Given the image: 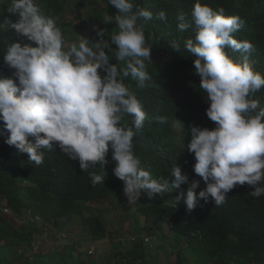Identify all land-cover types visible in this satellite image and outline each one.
<instances>
[{"label":"clouds","instance_id":"9594fccd","mask_svg":"<svg viewBox=\"0 0 264 264\" xmlns=\"http://www.w3.org/2000/svg\"><path fill=\"white\" fill-rule=\"evenodd\" d=\"M108 2L117 10L118 31L111 41L103 39V29L93 26L101 39L81 36L68 44L66 28L62 33L56 18L46 15L37 0H11L8 11L19 19L13 23L5 18L0 27L8 25L36 46L11 42L3 55L4 63L14 70L11 77L0 76V121L9 133L5 143L26 153L37 166L43 163V150L50 151L55 144L79 162L82 172L98 164L105 169L111 150L113 174L123 182L124 195L133 204L142 195L163 198L179 190L176 204L182 199L191 212L209 197L216 206L222 205L228 192L245 184L254 189L251 197L264 195V108L250 98L264 87V75L254 70L247 57L237 61L226 52L228 48L248 55L253 51L251 42L238 41L233 35L245 21L239 15L226 16L223 7L214 10L200 0L194 4L191 15L196 33L194 39L185 40L184 48L196 57L195 74L209 101L206 115L215 127L188 129L191 140L186 148L194 154V172L206 188L197 194L199 181H192L185 195L181 186L189 177L178 165L171 171L174 179L155 178L141 167L133 151L134 137L143 129L147 113L124 81L131 78L142 87L152 80L145 63L151 61L152 46L147 44L143 22L151 20L153 13L136 0ZM73 15L65 20L73 23L69 30L80 28L75 25L79 17L72 19ZM156 18L165 20V12L161 10ZM112 19L105 17L109 23ZM179 21L178 30H188L183 14ZM112 45L115 60L123 67L111 62ZM171 47L179 51L180 43L174 40ZM125 115L132 117L131 126L121 124ZM155 119L168 122L166 116ZM173 127L183 131L178 124ZM90 177L92 186L105 181L101 174ZM138 238L142 237L134 235L130 241ZM142 239L144 243L148 237Z\"/></svg>","mask_w":264,"mask_h":264},{"label":"trees","instance_id":"16d2710c","mask_svg":"<svg viewBox=\"0 0 264 264\" xmlns=\"http://www.w3.org/2000/svg\"><path fill=\"white\" fill-rule=\"evenodd\" d=\"M99 2H104L105 6H96L86 15H75L79 17L75 25L88 30L91 41L101 39L93 27L97 26L104 30L103 39L110 42L112 34L118 31L114 20L117 10L108 0ZM196 2L136 0L138 5L153 13L151 20L142 21L147 44L154 50L151 61L145 62L152 80L146 81L142 87L131 78L124 81L143 103L147 113L143 129L133 140V151L140 159L141 167L155 178L171 180L174 179L171 171L178 165L182 174L189 177L188 183L181 186L185 195L192 181H199V187L195 189L197 194L206 188V183L194 172V154L186 148L191 140L188 129L192 126L215 127L206 115L209 101L199 86V76L195 74L193 62L196 57L184 48L185 40L195 37L196 28L191 13ZM200 2L214 10L223 7L226 16L239 15L245 21L233 35L238 41L251 42L253 51L248 55L228 48L226 52L237 61L247 57L254 70L264 75V0ZM37 3L46 15L56 18L62 33L65 28H73V23L60 20L71 16L77 3L72 4L71 0H37ZM10 7L11 0H0V22L5 18L13 23L18 21V15L8 11ZM161 10L166 14L165 20L156 18ZM181 14L190 24L183 32L177 28ZM108 16L113 17L110 23L105 21ZM174 40L180 43L179 51L171 47ZM11 42L36 46L8 25L0 27V76L11 77L14 71L3 61ZM112 47L113 53L109 54L111 62L123 67L115 60V45ZM250 98L264 108V87ZM158 115L168 117V122L159 123L155 119ZM131 120V116L125 115L121 124L131 126ZM174 124L180 125L183 131L178 133ZM8 135L4 122L0 121V201H5V212L0 208V264H149L141 246L142 238H138L132 247L124 246L121 241L112 242L110 251L97 252L94 256L77 251L75 248L78 247L73 245L52 248L40 244L31 253L26 252L33 247L32 237L40 232L32 222L36 216L43 224L55 227L61 218L81 215L85 209L107 200L122 205V211L130 210L137 220L143 218L144 229L148 230V223H152L157 231H162V226L166 225L178 234H174L176 239L184 237L183 242L190 248L195 264H264V195L251 197L249 193L254 190L251 186L237 185L227 193L225 202L220 206H216L211 197L207 203L200 200L191 212L182 199L176 204L179 190L169 191L163 198L157 196L150 199L142 195L133 204L124 195L123 182L113 174L115 165L111 150L105 169L98 164L82 172L79 162L69 159L54 144L52 150H43V163L37 166L28 160L26 153H20L14 146L5 143ZM91 173L103 175L104 183L92 186ZM85 222L93 240L100 241L111 235L99 216L89 214ZM168 264H185L181 250H176L175 260Z\"/></svg>","mask_w":264,"mask_h":264},{"label":"rangeland","instance_id":"374dc122","mask_svg":"<svg viewBox=\"0 0 264 264\" xmlns=\"http://www.w3.org/2000/svg\"><path fill=\"white\" fill-rule=\"evenodd\" d=\"M99 1L71 0L72 4H78V6L74 7L75 14H72V19L78 18L75 15L79 13L80 15L88 14L90 9L96 7V5L105 6L104 2L100 3ZM71 16H67V19ZM64 20H66L65 17L60 21ZM64 32L67 37V43L70 44L78 41L81 36L88 37L91 40L89 32L83 28H75V30L66 28ZM153 52L154 50L151 49V53ZM103 202L97 206L89 207V210L85 209L81 215H73L66 219L61 218L55 227L50 224H43L40 217L38 220H35L36 217L33 218L32 222L39 227L40 232L32 237L33 247L26 252L31 253V250L36 249L40 244L50 245L52 248L73 245L74 247H78V249L75 248L77 251L83 254H89L88 252L91 251L89 255L94 256L97 252L110 251L112 242L121 241L124 246L132 247L133 242L130 241V238L137 235L142 238L144 237V240L148 237V240H145L146 242L142 243L141 246H143V253L149 264H168V262H173L176 250H181L183 257H185V264H195L193 260L194 256L190 253V248L183 242L184 237L178 241L173 235L178 234L168 229L166 225L162 226V231L155 230L152 223L146 225L148 230L144 229L141 220L143 218L137 220L130 210L122 211L123 206L117 204L116 201L108 202L107 200ZM4 205L5 201H0L2 211H4ZM6 213L8 214V211ZM89 214L99 216L104 221L111 235L100 241L93 240L85 222V218Z\"/></svg>","mask_w":264,"mask_h":264},{"label":"bare ground","instance_id":"6f19581e","mask_svg":"<svg viewBox=\"0 0 264 264\" xmlns=\"http://www.w3.org/2000/svg\"><path fill=\"white\" fill-rule=\"evenodd\" d=\"M103 3V2H102ZM97 4V3H96ZM103 4H105V3H103ZM107 4V3H106ZM85 6H87V5H85ZM97 6V5H96ZM99 6V5H98ZM108 9V8H107ZM103 9H101L100 11H102ZM109 12V11H108ZM104 15H107V14H104ZM106 24V23H105ZM93 25V24H92ZM93 28V27H92ZM92 31L94 32V29H92ZM146 103H148V102H146ZM143 104V103H142Z\"/></svg>","mask_w":264,"mask_h":264}]
</instances>
